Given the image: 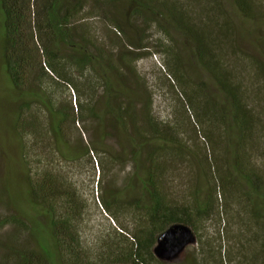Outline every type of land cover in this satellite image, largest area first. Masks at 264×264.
<instances>
[{
  "label": "trees",
  "instance_id": "trees-1",
  "mask_svg": "<svg viewBox=\"0 0 264 264\" xmlns=\"http://www.w3.org/2000/svg\"><path fill=\"white\" fill-rule=\"evenodd\" d=\"M89 1L115 33H125L124 17L112 12L116 0H0L1 66L13 103L10 130L17 141L23 195L34 213L26 222L9 217L0 226H20L36 242L35 248L7 247L0 264H152L160 235L186 228L200 241L198 220L214 211L212 189L191 205L167 196L166 149L181 151L183 145L172 126L152 115L150 102L142 103L146 88L135 66L140 47L129 39L118 48L108 47L90 26ZM153 1L126 0L127 19L162 13L196 44L197 59L214 78L240 134L238 145L229 147L230 169L247 186L245 201L264 253V177L243 145L254 129L247 93L211 54L217 31L211 34L207 25L193 27L186 9L172 2L160 3L159 12ZM232 2L243 17L264 20L261 1ZM163 51L170 55L171 48ZM172 58L175 64L177 58ZM167 65L210 145L201 168L216 180L224 212L234 184L225 175L217 178L219 170L212 162L218 113L214 109L215 119L209 117L201 102L184 90L179 69ZM83 162L96 184L97 194L91 189L89 199L65 169ZM126 164L131 170L124 186L103 187L106 175ZM90 202L120 225L94 249L82 235ZM134 213L130 229L122 218L134 220Z\"/></svg>",
  "mask_w": 264,
  "mask_h": 264
},
{
  "label": "rangeland",
  "instance_id": "rangeland-1",
  "mask_svg": "<svg viewBox=\"0 0 264 264\" xmlns=\"http://www.w3.org/2000/svg\"><path fill=\"white\" fill-rule=\"evenodd\" d=\"M125 1L116 0V9L112 10L124 17L125 33H115L92 1H89L86 13H91L89 21L93 32L102 36L108 47L118 48L127 39L133 41L136 48L140 47L135 66L146 88L141 97L142 103L150 102L152 115L157 121L172 126L183 145L181 151L166 149L169 156L165 164V192L176 203L188 205L195 198L203 199L211 189L215 196L213 213L208 218L198 220L200 241L186 228L184 231H177L178 235L162 237L152 250L155 259L152 264H263L261 238L256 234L257 227L245 201L247 186L230 169L232 159L229 147L238 145L240 134L214 78L198 61L196 44L177 29L171 20L162 13L149 14L144 19H127L129 6ZM256 1L262 2L263 9L264 0ZM155 2L158 7L160 3L172 2L178 8L186 9L193 27L207 25V29L212 30L211 34L217 31L212 39L215 46H212L211 54L219 64L222 62L224 69L247 93L253 110L254 129L243 140V145L254 166L264 177V20L243 17L232 0H154L153 3ZM159 12H163L161 7ZM227 39L231 42L228 43ZM167 46L171 48L170 55L163 51ZM172 57L177 58L175 64ZM167 63L173 69H179L184 78V90L201 102L199 107L204 108L209 117L215 119L213 111L218 113L216 123L219 129L214 125L218 142L212 154V162L219 170L217 178L218 174L225 175L234 184L233 197L228 199L230 207L227 206L224 212L220 208L223 201L218 194L216 180L205 175L201 168L202 162L207 160L205 157L209 154L210 145L204 139L201 127L195 124L193 112L187 107L185 97L170 74ZM11 97L2 72L0 53V222L9 217L26 222L34 213L23 195L17 141L10 130L13 105ZM202 125L207 126L206 123ZM65 169L88 199L91 189L97 194L96 184L91 182L92 171L89 164L83 162L78 168L70 165ZM130 170L129 164L116 166L106 175L103 187L107 184L122 188ZM96 173L98 174L97 167ZM89 204L82 235L85 245L94 249L101 237L114 236L120 225L110 217L108 219V215L93 202ZM132 216L134 220L128 216L126 219L122 218V224L130 229L135 225V213ZM10 246L35 248L36 242L20 226L2 225L0 258Z\"/></svg>",
  "mask_w": 264,
  "mask_h": 264
},
{
  "label": "water",
  "instance_id": "water-1",
  "mask_svg": "<svg viewBox=\"0 0 264 264\" xmlns=\"http://www.w3.org/2000/svg\"><path fill=\"white\" fill-rule=\"evenodd\" d=\"M181 231H184V228L181 229ZM178 235V232L174 231V229H169L168 231L164 232L159 238L158 241L162 239V237H170V236H175Z\"/></svg>",
  "mask_w": 264,
  "mask_h": 264
}]
</instances>
